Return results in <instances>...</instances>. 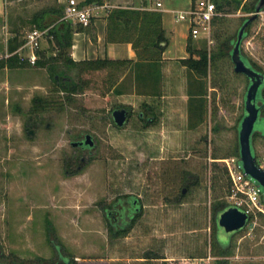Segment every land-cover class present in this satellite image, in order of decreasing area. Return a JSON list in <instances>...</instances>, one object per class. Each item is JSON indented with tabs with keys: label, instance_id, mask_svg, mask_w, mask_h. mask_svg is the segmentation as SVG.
<instances>
[{
	"label": "rangeland",
	"instance_id": "rangeland-1",
	"mask_svg": "<svg viewBox=\"0 0 264 264\" xmlns=\"http://www.w3.org/2000/svg\"><path fill=\"white\" fill-rule=\"evenodd\" d=\"M239 1L220 12L222 19L212 21L208 33L189 37L208 52L204 79L172 57L161 59L157 85L141 77L136 81L128 66L112 75L108 68L82 72L84 82L66 101L47 66L31 64L28 48L15 50L24 65L0 67V262L50 263L60 250L75 264H264V216L230 235L214 219L218 201H229L230 180L221 159L238 157L248 86L247 77L234 71L231 52L220 50L251 14L244 7L254 0ZM55 5L56 0H7L0 17L2 61L12 54L10 48L23 45L33 14ZM15 32L17 42L11 43ZM240 49L261 65L264 9L249 24ZM36 50L44 52L43 60L56 62L58 74L63 69L64 76L78 80L77 69L64 64L71 47L59 56L45 35ZM189 84L193 91L203 87L196 98L202 100H194L202 102V117L195 122ZM155 87L158 94L152 95ZM36 96L58 99L62 108L31 113ZM116 108L129 112L120 127L111 120ZM151 114L154 121L146 123ZM81 131L95 146L89 161L67 175L64 159L82 155L70 144ZM253 134V153L260 160L264 119L256 121ZM188 181L192 184L184 186ZM127 196L139 199L141 211L127 233L113 236L101 207ZM215 233L228 240L226 253L217 249Z\"/></svg>",
	"mask_w": 264,
	"mask_h": 264
},
{
	"label": "trees",
	"instance_id": "trees-1",
	"mask_svg": "<svg viewBox=\"0 0 264 264\" xmlns=\"http://www.w3.org/2000/svg\"><path fill=\"white\" fill-rule=\"evenodd\" d=\"M196 0H193L195 4ZM216 6L217 12L224 11L226 7H228L233 0H213ZM236 1V7L241 4V1ZM258 0H254L249 6H245L244 10L247 12H254L255 4ZM86 4L97 3L102 4L103 0H86ZM193 4V5H194ZM64 7L59 5L49 6L47 8L42 9L33 14L29 23L33 25L32 29H44L49 28L46 36L50 37L51 40L54 41L56 48L58 49V55L62 56L66 49L71 47L72 33H73V25L69 20L62 19ZM246 16L242 19V23L248 18ZM222 18L218 15L213 18V23L220 21ZM106 30H105V42L113 43V42H129L135 52L136 59H120L113 60L109 58H96V59H86L82 61H74L71 57L67 58L64 63L67 67H74L78 71V80L72 81L70 77L64 76V70L61 69L60 74H58V70L56 69L55 63L49 61H45L42 59V55L44 56V52H39L37 47H35V53L39 56V59L36 60V64L38 66L46 67L49 70L53 82L56 84L57 88L55 89L57 92H61L66 94V101H70L69 95L75 93L78 86L80 84V73L95 71L108 68L110 70V75L121 72L125 67H131L135 80L137 81L139 77L142 80L150 81L151 84L157 85L159 81L161 71H160V62L162 59V53L168 45V39L165 36L164 30L161 27V14L158 11L148 10L142 7H122L115 6L111 7L107 10L106 15ZM241 23V24H242ZM241 26V25H240ZM249 26V25H248ZM31 29V30H32ZM239 28L233 35H230L225 38L221 42V53H230L233 46ZM14 33V31H13ZM16 33V32H15ZM248 27L246 28L242 39L247 35ZM190 38L191 35H189ZM187 42V52L188 56L185 58H180L179 62L181 65L187 67L191 72L195 74L196 77L200 79H204L208 74V52L204 47H195L191 44V40ZM17 33L11 38L12 42H17ZM193 39V38H192ZM24 40L22 41V43ZM20 43V44H22ZM16 47L10 48V53H12L9 57H7L6 61H2L0 59V67L9 63V65H24L25 60L20 59L16 53ZM15 51V52H14ZM241 57L243 60L250 65L252 68L258 70L263 73L262 68L255 61L246 57L242 50L240 49ZM63 75H62V74ZM193 81V80H190ZM149 84V83H148ZM197 87H202L201 84H196ZM203 87L200 90H191L190 84L187 91L189 96V113L190 116L193 117V121L195 122L196 118L199 120L202 117V102H196L197 100L201 101L203 96L202 92ZM196 91V92H195ZM116 92H118L116 90ZM263 97L264 98V91ZM158 94L156 91V87L152 90V95ZM261 95V94H260ZM262 96V95H261ZM196 100V101H194ZM58 106L59 109L62 108V103L58 99L46 97L36 96L34 98V103L32 105L31 113H36L39 110H46L53 108L54 106ZM151 108V107H150ZM261 119H264V104L260 107ZM152 115V114H151ZM148 122V121H147ZM146 122V123H147ZM254 136V134H253ZM253 139V137H252ZM237 156L239 157L238 148H237ZM215 158V157H214ZM226 171V169H225ZM192 181H188L184 184V186L189 187ZM184 193H182V189L180 190L179 197H182ZM229 206L227 201H218L214 209V219L217 218L219 212L224 210ZM262 216V215H260ZM113 236L124 235L125 231L117 230L110 232ZM216 234V247L221 253H226L228 251L229 245L228 240L221 241L218 239V235ZM58 246V245H57ZM59 252H61L59 250ZM70 264H75L73 259L70 260Z\"/></svg>",
	"mask_w": 264,
	"mask_h": 264
},
{
	"label": "crops",
	"instance_id": "crops-1",
	"mask_svg": "<svg viewBox=\"0 0 264 264\" xmlns=\"http://www.w3.org/2000/svg\"><path fill=\"white\" fill-rule=\"evenodd\" d=\"M64 1L56 0L57 5L61 7H64ZM76 1L81 4L86 2V0ZM158 2L161 3L159 6L157 5ZM6 3L7 0H0V17L2 14L4 16L6 14ZM103 3L111 7H142L160 12L161 27L168 39V45L162 53V59L172 57L180 59L188 56H186L188 53L186 48L190 32V21L188 18L179 19L178 13L189 10L194 4L193 0H103ZM108 9L107 7L95 11L91 15V23L87 27L71 22L74 30L72 33L70 54L74 61L96 58H109L113 60L136 59L135 52L129 42H105L106 15ZM40 42L41 38L38 39L35 47L37 45L39 46ZM16 50H19V48Z\"/></svg>",
	"mask_w": 264,
	"mask_h": 264
},
{
	"label": "built area",
	"instance_id": "built-area-1",
	"mask_svg": "<svg viewBox=\"0 0 264 264\" xmlns=\"http://www.w3.org/2000/svg\"><path fill=\"white\" fill-rule=\"evenodd\" d=\"M160 4L159 2L157 3L158 6ZM107 7L110 8L111 6L105 3L81 4L76 0H66L62 19L87 27L91 23V15L95 11ZM219 14L213 0H196L195 4L189 10L180 11L178 18L189 19V35L192 38H197L201 32H209L213 18ZM48 29L47 27L44 29L35 28L30 30L26 35V40L23 45L19 48V50L23 48L30 50L27 59L31 64H34L37 60L35 53L37 41L47 34ZM260 67L264 72V60L261 61ZM256 161L264 169V158ZM221 162L224 163L230 180V191L228 193L229 205L236 206L247 214L248 218L245 227L251 223L254 224L260 215L264 216V195L262 194L261 188L243 171L238 157L222 158Z\"/></svg>",
	"mask_w": 264,
	"mask_h": 264
},
{
	"label": "water",
	"instance_id": "water-1",
	"mask_svg": "<svg viewBox=\"0 0 264 264\" xmlns=\"http://www.w3.org/2000/svg\"><path fill=\"white\" fill-rule=\"evenodd\" d=\"M262 9H264V0H258L255 4L254 12L239 27L230 55L234 64V71L245 75L249 79L244 96V115L238 128V159L243 171L257 183L264 195V169L258 165L252 149L254 126L259 119L260 113L257 95L261 85L264 83V74L248 65L240 53V43L244 32ZM127 115L128 110L125 108H116L112 111V118L117 126H123L125 124ZM84 143L93 146L92 136L90 134H86ZM184 192L185 188L182 189V193ZM247 218L248 216L244 211L236 206L229 205L218 213L216 223L225 235H230L243 229Z\"/></svg>",
	"mask_w": 264,
	"mask_h": 264
},
{
	"label": "flooded vegetation",
	"instance_id": "flooded-vegetation-1",
	"mask_svg": "<svg viewBox=\"0 0 264 264\" xmlns=\"http://www.w3.org/2000/svg\"><path fill=\"white\" fill-rule=\"evenodd\" d=\"M248 79V78H247ZM248 84H249V79H248ZM260 95L258 97L257 95V100L260 99V102L258 105L261 107L264 104V98L263 97V91H264V83L261 85L260 89ZM259 93V92H258ZM129 113V112H128ZM128 117V115H127ZM261 113H259V118H261ZM154 115H146L145 116V122H153L154 120ZM111 120L113 121L114 125L115 122L112 118V113H111ZM117 126V125H116ZM120 127V126H118ZM32 134V131H31ZM86 134L84 131L79 132L74 136V139L70 142L72 147L80 150L82 152V155L79 157L77 156H72V157H66L64 159V172L65 174H73L78 172L87 161L90 159V150L95 146V142L92 138L93 141V146H89L88 144H85L84 141L86 139ZM88 153V156H85L83 154ZM116 203H118V209H116ZM102 212L105 217L106 224H107V232L112 231H117V230H123L125 233L128 232V230L133 226L136 218L139 216V213L141 211V207L139 204V199L137 197H132V196H127L125 197L124 200H114L108 205H102ZM58 259L54 260L50 263L43 262L42 264H70V258L68 256H63L61 252L57 253ZM0 264H6L4 262H0ZM20 264V263H19Z\"/></svg>",
	"mask_w": 264,
	"mask_h": 264
}]
</instances>
